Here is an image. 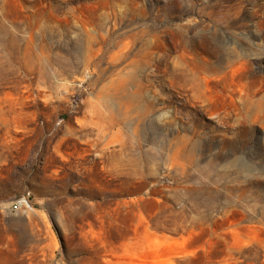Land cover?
Returning <instances> with one entry per match:
<instances>
[{"label": "rangeland", "instance_id": "1", "mask_svg": "<svg viewBox=\"0 0 264 264\" xmlns=\"http://www.w3.org/2000/svg\"><path fill=\"white\" fill-rule=\"evenodd\" d=\"M0 264H264V0H0Z\"/></svg>", "mask_w": 264, "mask_h": 264}, {"label": "built area", "instance_id": "2", "mask_svg": "<svg viewBox=\"0 0 264 264\" xmlns=\"http://www.w3.org/2000/svg\"><path fill=\"white\" fill-rule=\"evenodd\" d=\"M31 206L30 193L22 194L19 198L10 203V209L29 208Z\"/></svg>", "mask_w": 264, "mask_h": 264}]
</instances>
